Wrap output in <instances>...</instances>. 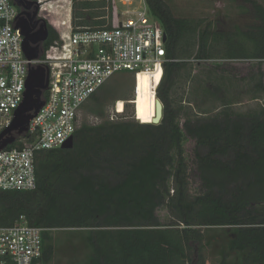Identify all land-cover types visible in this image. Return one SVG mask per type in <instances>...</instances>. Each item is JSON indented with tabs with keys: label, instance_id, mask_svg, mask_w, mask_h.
<instances>
[{
	"label": "trees",
	"instance_id": "1",
	"mask_svg": "<svg viewBox=\"0 0 264 264\" xmlns=\"http://www.w3.org/2000/svg\"><path fill=\"white\" fill-rule=\"evenodd\" d=\"M53 1L42 3L48 31L42 49L61 32L54 17L48 20ZM92 1H81V8L96 4ZM247 2L255 22L224 32L209 22L202 27L200 19L174 16L164 0H145L166 35L167 60L155 92L163 104L159 123L126 118L81 123L71 148L35 153V189L0 191V224L24 216L43 228V264L54 254L52 229H86L83 264H205L203 228L212 227L230 234L222 263L233 253L234 264H264V0ZM78 17L74 27L87 25ZM191 57L193 63L186 60ZM234 60L254 63L242 75ZM183 71L214 95L220 91L214 80L223 74L252 79L262 104L246 113L221 105L210 115L182 116L172 91ZM189 140L199 181L194 191L185 151ZM12 147L23 143L6 148ZM162 205L173 219L166 226L156 215Z\"/></svg>",
	"mask_w": 264,
	"mask_h": 264
},
{
	"label": "built area",
	"instance_id": "2",
	"mask_svg": "<svg viewBox=\"0 0 264 264\" xmlns=\"http://www.w3.org/2000/svg\"><path fill=\"white\" fill-rule=\"evenodd\" d=\"M43 2L35 0L39 17L46 7ZM113 12L118 14L115 5ZM17 13L13 0H0V135L23 99L28 66L47 68L48 83L44 103L26 131L11 133L13 142H22L23 147L6 148L12 142L0 149V191L35 189V153L61 147L73 137L82 105L114 74L158 69L162 75L167 60L164 29L145 0L135 9L121 11L122 19L111 25L76 26L59 32L32 60L22 49L23 35L15 27ZM43 231L24 216L12 225L0 224V264H43Z\"/></svg>",
	"mask_w": 264,
	"mask_h": 264
},
{
	"label": "rangeland",
	"instance_id": "3",
	"mask_svg": "<svg viewBox=\"0 0 264 264\" xmlns=\"http://www.w3.org/2000/svg\"><path fill=\"white\" fill-rule=\"evenodd\" d=\"M81 1L83 0H54L52 10L55 16L51 15L48 20H52L54 17L55 22L60 23L61 32H68L71 27H74L73 22L78 21L80 18L78 16H84L87 21L85 26L111 25L122 19L121 11L137 8L142 0H133L130 5L122 4L120 0H93L92 2H96V4H92V6L88 4L85 6L86 8H81ZM164 1L171 8L174 16L200 19L202 27L209 22L213 29L228 32L234 30L235 27L247 28L255 22L247 0ZM258 1L263 2V0ZM114 5L117 15L113 12ZM80 20L82 19L80 18ZM186 60L193 63L194 58L191 57ZM218 60L228 59L218 58ZM252 63L254 61H232L235 70L242 75L251 70ZM262 68L264 70V62ZM185 73L186 71H183L178 76L172 91V98L176 107H180L179 114L182 116L187 114L200 115L202 111H212L216 108L218 110L221 105L229 106L236 113H246L253 111L262 104L263 99L255 97L252 79L239 81L223 74L222 79L214 80V84L220 86V91L214 95L200 90L195 80L187 79ZM160 75L159 70L153 73L138 72L136 75L128 71L114 74L95 93L96 98L89 99L82 105L78 113L77 125L79 126L83 122L99 123L117 118L152 123L156 110L155 92L161 78ZM212 113L213 111L208 114ZM192 147L193 142L187 141L185 151L190 164V184L194 191L198 189L199 181L191 162ZM171 185L172 179L169 180V188ZM156 215L162 225L166 226L173 221L166 205L157 208ZM203 229L206 240L203 249L205 264H234L238 258L236 259L233 253L226 256L225 263H222L221 259L223 251H226L227 238L230 236L228 228ZM50 234L54 241V254L48 264L84 263L89 252L84 240L86 229H52Z\"/></svg>",
	"mask_w": 264,
	"mask_h": 264
},
{
	"label": "water",
	"instance_id": "4",
	"mask_svg": "<svg viewBox=\"0 0 264 264\" xmlns=\"http://www.w3.org/2000/svg\"><path fill=\"white\" fill-rule=\"evenodd\" d=\"M15 5L18 7H26L35 3V1L27 0H13ZM36 10L33 15H36ZM19 28L20 33L23 35L22 49L24 55L27 59H37L41 52L39 49V43L45 40L47 35L46 22L43 20L41 29L38 33L31 32V29L26 26L23 21L15 25ZM48 83V70L41 65H29L28 72L25 83V91L23 94V99L17 109L14 111L13 119L8 128L0 135V149L12 143L14 136L11 135L12 132L22 134L27 129L29 120L36 114L38 109L43 105L44 101L42 98L43 92L47 88ZM155 115L152 118V123H159L163 114V104L156 97L155 101ZM73 146V137H70L67 142H65L62 148H71Z\"/></svg>",
	"mask_w": 264,
	"mask_h": 264
},
{
	"label": "flooded vegetation",
	"instance_id": "5",
	"mask_svg": "<svg viewBox=\"0 0 264 264\" xmlns=\"http://www.w3.org/2000/svg\"><path fill=\"white\" fill-rule=\"evenodd\" d=\"M27 1H31V0H27ZM35 10H36L35 3L31 5H27L26 7L19 6L17 18H16V24H19L20 21H23L26 24V26L31 29V32L38 33L41 29L43 19L38 16V10L36 12V15H33ZM47 35H48V31H47ZM47 35H46V38H47ZM44 41L45 40L39 43V49L41 50H42V44Z\"/></svg>",
	"mask_w": 264,
	"mask_h": 264
},
{
	"label": "bare ground",
	"instance_id": "6",
	"mask_svg": "<svg viewBox=\"0 0 264 264\" xmlns=\"http://www.w3.org/2000/svg\"><path fill=\"white\" fill-rule=\"evenodd\" d=\"M158 70V69H157ZM139 72H143V73H153V72H147V71H145V70H141V71H139ZM155 72V71H154Z\"/></svg>",
	"mask_w": 264,
	"mask_h": 264
}]
</instances>
